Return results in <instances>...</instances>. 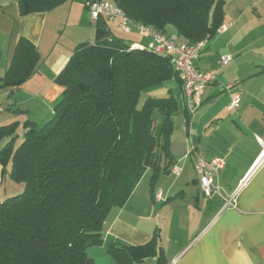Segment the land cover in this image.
<instances>
[{
	"label": "trees",
	"instance_id": "trees-1",
	"mask_svg": "<svg viewBox=\"0 0 264 264\" xmlns=\"http://www.w3.org/2000/svg\"><path fill=\"white\" fill-rule=\"evenodd\" d=\"M72 1L17 0L21 15ZM110 2L129 20L164 34L172 28L189 44L212 38L224 18V0ZM101 20L95 27L106 29ZM13 50L0 75L1 88L11 90L38 71L40 59L25 37ZM57 74L55 82L63 91L49 118L38 126L25 121L17 147V123L0 126V139L12 136L0 150L2 173L8 165L10 180L22 185L17 194L0 201V264H93L87 248L101 245L108 211L126 202L147 170L153 193L156 179L172 164L167 147L175 98L147 97L137 106L143 90L179 79L169 58L146 46L132 49L125 39L108 33L103 42L75 46ZM154 109L163 114L158 138ZM156 238L141 245L113 242L106 251L117 264H138L150 257L164 264Z\"/></svg>",
	"mask_w": 264,
	"mask_h": 264
},
{
	"label": "crops",
	"instance_id": "crops-1",
	"mask_svg": "<svg viewBox=\"0 0 264 264\" xmlns=\"http://www.w3.org/2000/svg\"><path fill=\"white\" fill-rule=\"evenodd\" d=\"M76 1L81 7L70 2L48 12L21 15L17 0H0V75L8 68L20 37L29 39L40 56L38 71L19 88L0 87V103L5 104L0 112V126L16 122V139L18 129L21 128L22 136L27 129L25 121L38 126L49 118L63 91L55 77L80 44L57 48L61 37L57 35L58 21L67 14V21L72 16L78 23L88 24L83 34L89 44L94 43L95 23L89 21L85 0ZM223 3L221 24L227 27L205 39L195 61L198 71L215 70L214 80L200 93L201 105L195 117L190 119L184 108L179 75L180 80L164 82L165 93L148 96H173L174 91L180 95V104L173 96L177 110L172 114L167 147L172 158L169 171L158 176L153 193L151 171H145L126 202L108 211L101 245L87 248L86 255L93 264H117L106 251L113 242L141 245L153 235L162 250L164 264H264V0ZM101 21L106 24L105 33L109 31L128 44L148 46L151 42L142 32L119 30L117 19ZM172 30L168 28V34H175ZM222 55H230L231 60L220 65ZM234 98L239 99L238 103L230 109L228 105ZM154 128L153 125V131ZM158 134L160 130L154 132L157 138ZM11 138L0 139V150ZM191 145L204 159L222 161L217 184L223 198L206 199L201 194L188 153ZM159 161L161 165L165 162L162 156ZM7 166L2 173L0 164V201L18 187L10 180ZM174 168L179 171L173 173ZM230 198L234 206H225V200ZM138 264H157V258Z\"/></svg>",
	"mask_w": 264,
	"mask_h": 264
},
{
	"label": "built area",
	"instance_id": "built-area-1",
	"mask_svg": "<svg viewBox=\"0 0 264 264\" xmlns=\"http://www.w3.org/2000/svg\"><path fill=\"white\" fill-rule=\"evenodd\" d=\"M84 6L88 11L89 21L93 24L99 18L117 19L118 29L122 32L135 30L142 32L151 38L147 48L153 50L157 54H161L169 58L173 70H175L181 78L183 95H185V107L190 119L195 117L198 107L201 105V92L205 85L210 84L215 78V70L211 69L204 72L195 69V61L205 46V39L189 44L180 41L176 34H164L153 30L149 26L135 23L129 20L121 8L109 1L103 0H85ZM226 24H221L220 31H224ZM144 46L139 44H131L132 49H142ZM231 60L230 55H222L219 58V64L224 65ZM238 98H234L228 105L233 108L238 103ZM5 109V104L0 103V112ZM189 156L191 157L193 167L197 176V181L201 194L206 199L213 197H222L220 186L217 184L218 170L222 168V161L217 158L210 160L198 153L193 145L189 148ZM178 168L173 169V173H177ZM225 206H234L233 199L225 200Z\"/></svg>",
	"mask_w": 264,
	"mask_h": 264
},
{
	"label": "rangeland",
	"instance_id": "rangeland-1",
	"mask_svg": "<svg viewBox=\"0 0 264 264\" xmlns=\"http://www.w3.org/2000/svg\"><path fill=\"white\" fill-rule=\"evenodd\" d=\"M73 4H77L78 6L81 7V3L74 0L72 1ZM68 5V4H67ZM59 8H65V5ZM64 14V13H63ZM62 18V17H61ZM63 19V20H62ZM60 19L58 22L57 27H59L58 30V37H60L58 39V47H60V45L62 47H64L65 45H67L68 43H83V42H87V38H85L86 36H84V31L86 26H89L88 24H82V23H78L76 20V18H72V16H70L69 20L67 21V14L63 15V18ZM117 34L121 35L119 32H117ZM166 84H162L159 86H154V87H150L147 88L145 90H143L140 94L137 106L140 107L142 105V103L144 102V100L148 97V96H159L162 95L163 93H165V88H166ZM179 93L177 91H174L173 96H175L180 104V95H178ZM153 125H154V132L156 131V134L159 132L160 130V124H161V118L162 115L161 113L158 111V109H155L153 112ZM40 123V122H39ZM38 123V124H39ZM20 128V127H19ZM22 137V131L21 128L18 129V139H16V142L14 143V145L18 144V140L21 139ZM16 186H18L16 188V190H14L13 195L17 194L19 191L22 190V185L19 183H15Z\"/></svg>",
	"mask_w": 264,
	"mask_h": 264
},
{
	"label": "water",
	"instance_id": "water-1",
	"mask_svg": "<svg viewBox=\"0 0 264 264\" xmlns=\"http://www.w3.org/2000/svg\"><path fill=\"white\" fill-rule=\"evenodd\" d=\"M94 34V43H99V42H103V40H106L108 39V35L107 33H105V30L104 29H101V28H97L95 30V33ZM3 85V83L1 82L0 84V87Z\"/></svg>",
	"mask_w": 264,
	"mask_h": 264
}]
</instances>
